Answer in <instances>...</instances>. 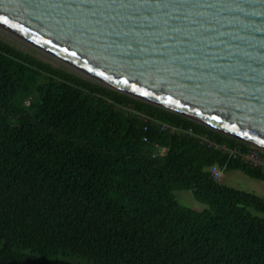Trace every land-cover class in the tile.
<instances>
[{"label": "trees", "instance_id": "16d2710c", "mask_svg": "<svg viewBox=\"0 0 264 264\" xmlns=\"http://www.w3.org/2000/svg\"><path fill=\"white\" fill-rule=\"evenodd\" d=\"M198 136L250 148L0 38V264H264V198L209 169L264 170Z\"/></svg>", "mask_w": 264, "mask_h": 264}, {"label": "water", "instance_id": "95a60500", "mask_svg": "<svg viewBox=\"0 0 264 264\" xmlns=\"http://www.w3.org/2000/svg\"><path fill=\"white\" fill-rule=\"evenodd\" d=\"M0 36L264 149V0H0Z\"/></svg>", "mask_w": 264, "mask_h": 264}, {"label": "rangeland", "instance_id": "374dc122", "mask_svg": "<svg viewBox=\"0 0 264 264\" xmlns=\"http://www.w3.org/2000/svg\"><path fill=\"white\" fill-rule=\"evenodd\" d=\"M0 38L9 42L10 44L15 46L16 48L21 49V50L26 51V52H29V53L33 54L34 56L38 57L39 59L43 60L42 58H40L39 56L30 52L29 50L25 49L24 47L4 38L2 36H0ZM43 61H45V60H43ZM252 146L256 147L255 145H252ZM259 149H261V148H259ZM261 150L264 151V149H261ZM220 172H221V178L218 180V182H220L221 184L236 188V189L241 190V191L253 193V194H256V195L264 198V181L253 179V178L247 176L242 171H231V170L220 169ZM176 196H177L179 202L186 207H189V208H192L195 210H199V211H202V210L208 208L207 205L198 202L195 199L193 193L190 191H177Z\"/></svg>", "mask_w": 264, "mask_h": 264}, {"label": "built area", "instance_id": "2783aa9c", "mask_svg": "<svg viewBox=\"0 0 264 264\" xmlns=\"http://www.w3.org/2000/svg\"><path fill=\"white\" fill-rule=\"evenodd\" d=\"M140 116L145 120V122L154 123L161 131H164V132L170 131L172 133L185 132V133L193 135L192 130L184 131L182 128H180L178 126L162 122L160 120H157V119L151 117L148 114L140 113ZM198 139L202 143L206 144L209 147H212L216 150H223L224 152H226L230 155V158L243 160L244 162H246L248 164L262 167V169L264 170V157H262L260 155V153H264V151H262L258 147H254V146L250 145L249 150H247L246 152H243L241 149L229 148L226 145H220V144L213 143L210 140H208L207 137H204V136L203 137L198 136ZM147 140L148 139L145 138V141H147ZM164 152H165V149L162 150L161 154L163 155ZM220 169L221 168L218 165L213 166L209 169L212 178L217 180V181L221 178Z\"/></svg>", "mask_w": 264, "mask_h": 264}, {"label": "snow or ice", "instance_id": "6c2138e0", "mask_svg": "<svg viewBox=\"0 0 264 264\" xmlns=\"http://www.w3.org/2000/svg\"><path fill=\"white\" fill-rule=\"evenodd\" d=\"M3 20V23L7 24L8 20L6 18H0ZM260 143L264 144V140L260 141Z\"/></svg>", "mask_w": 264, "mask_h": 264}]
</instances>
